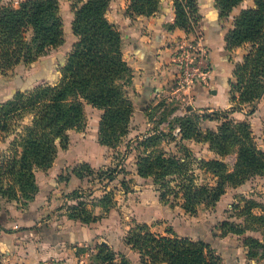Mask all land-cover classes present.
<instances>
[{
  "label": "trees",
  "instance_id": "obj_1",
  "mask_svg": "<svg viewBox=\"0 0 264 264\" xmlns=\"http://www.w3.org/2000/svg\"><path fill=\"white\" fill-rule=\"evenodd\" d=\"M112 0H77L74 5L73 33L79 37L57 76L50 82L19 91L8 105L0 106V130H8L10 124L24 113L33 115L32 123L24 127L16 148L0 160L1 198L27 204L40 192L36 182V170L50 167L59 148L65 149L70 142V130H83L86 126L85 104L104 111L100 121L99 141L107 151H113L121 137L129 131L136 103L118 83L131 68L124 58L123 37H132L127 23L116 26L109 21L106 11ZM175 8L176 26L189 31L193 21L201 20L199 0H172ZM244 0H218V15L226 21L232 9L242 3V10L234 26L226 35L228 47L244 44L249 49L243 62L234 70L236 81L232 83V109L256 101L264 94V0H255L247 7ZM130 10L137 15L150 16L162 11L163 0H130ZM64 41V20L60 14L59 0H20L18 6L0 4V69L8 71L19 63L30 64L52 47ZM147 99L142 98L139 107L144 108ZM218 117V113H216ZM213 135L211 147L221 156L236 138L241 141L238 162L242 167L264 170V150L248 146V130H238L231 122H223ZM194 163L208 173V181H199L200 174ZM88 170L93 169L85 163ZM109 170L107 179L113 181L116 171ZM222 159H205L191 150L185 156L146 152L137 161L141 177H152L163 192L182 198L185 209L197 212L200 206L215 205L226 191L227 182L234 173L227 172ZM92 171V170H91ZM84 178L86 174L76 172ZM125 191L127 181L122 182ZM93 192L91 204L84 200L87 192L75 189L71 196L77 199L69 205V217L83 223L98 221L93 207L99 205L108 213L116 206V193L105 185ZM91 193V192H90ZM92 194V193H91ZM224 232L242 234L245 228L225 221ZM127 245L140 253L144 264H224L223 259L203 240H193L173 234L152 232L148 224H138L129 231ZM258 242L247 237L246 244ZM106 244L99 246V264H132Z\"/></svg>",
  "mask_w": 264,
  "mask_h": 264
},
{
  "label": "rangeland",
  "instance_id": "obj_2",
  "mask_svg": "<svg viewBox=\"0 0 264 264\" xmlns=\"http://www.w3.org/2000/svg\"><path fill=\"white\" fill-rule=\"evenodd\" d=\"M76 1L59 0L60 14L65 25L66 46L74 45L79 40L77 35V39H75L72 29ZM18 3L12 0H3L2 5L18 6ZM130 3L125 0H112L106 11L109 21L118 26L121 19L125 21L127 18L137 19L142 16L130 10ZM197 23V21H193V25H197ZM189 42L191 43L190 40ZM186 48H189V43L180 44L175 53L176 58L173 59L177 69V77L173 81V83L176 82V85L179 84L182 70L177 53ZM122 49L125 59L127 57L125 54L127 55L130 50H133L132 47H127L124 43H122ZM48 51L50 60L53 62L48 73H34L32 77H25L26 85L23 88H32L41 79H48L50 82L55 76L54 72L56 73V70L62 67L67 58L64 52H60L59 49L54 52L51 49ZM45 62L48 61L43 60L42 64L44 65ZM48 68L46 66V69ZM130 68V73L124 74L122 79L118 80L126 94L137 104L131 118L129 131L121 137L113 151H107L99 141L100 121L104 111L85 104L86 126L80 131H70L68 147L71 148V161L67 162V152L65 151H60L57 158L55 168L59 171L62 170L60 179L68 180L72 175L77 174V171H83L86 174V179H84L86 182L80 189L87 192L84 200H88L89 205L94 191L95 194H98V189L110 185L116 193V209L118 210L117 218L114 217V220L111 219L110 222L115 221L114 225H117L115 232L117 233H119V225L123 230H127L124 241L129 231L136 228L138 224H148L150 230L155 233L173 234L207 242L223 259L224 264H264V170L252 169L248 166L242 167L239 164L238 151L241 141L236 138L230 143L227 153L223 156L211 147L213 137L211 132L217 131L223 122L228 121L238 130H248L249 136L246 138L248 146L264 150V94L253 103L243 104L240 107L235 106L234 109L231 105L229 108L212 111L205 109L199 111L201 108H197L198 112H194L195 109L191 107L193 103L188 98L187 90H185L186 92L182 90V95L166 92L157 95L150 102L146 101L145 106L147 105V107L142 110L139 104L143 97L142 94L137 93L135 86L139 79H144V75L137 67L130 66ZM255 111L257 112L255 113ZM216 113H218V117ZM213 119L218 120H215L214 123L216 127H210V121ZM187 149L200 158L222 159L227 164V170L221 174L227 172L235 174L227 182L224 195L215 205H202L195 213L185 209L182 198H175L171 195L164 199L161 198L160 194L163 190L160 185L155 183L152 177H141L137 172V161L146 152L165 151L167 154L184 157ZM83 152H90L97 158L103 156L104 163L98 166L83 161L79 162V156ZM85 163L93 168L92 171L87 169ZM193 167L200 174L199 181L209 180L210 175L198 168L196 163ZM108 168L116 171V178L113 181L107 179ZM124 180L129 186L126 191L122 185ZM55 187H52V191L56 189ZM73 191L66 193L65 190H60L55 193L62 203L56 212L58 216L63 217L64 215L69 218L68 206L75 204L77 200L71 196ZM95 212L101 217L108 214L104 209H95ZM225 221L235 226H241L245 228V231L242 234L224 232L222 224ZM97 229L101 233L106 232L103 225ZM247 237L257 238L258 242L246 244ZM99 242H89L78 246L76 249L79 257L77 264H99V246L106 244L111 247L107 243ZM116 254V257L120 259L121 254L117 252ZM133 264L144 263L141 261V257H135Z\"/></svg>",
  "mask_w": 264,
  "mask_h": 264
},
{
  "label": "crops",
  "instance_id": "obj_3",
  "mask_svg": "<svg viewBox=\"0 0 264 264\" xmlns=\"http://www.w3.org/2000/svg\"><path fill=\"white\" fill-rule=\"evenodd\" d=\"M2 3L3 0H0V4ZM217 3L218 0H199V14L202 17L200 22L193 25L189 31L176 26L172 0H163L162 11H157L153 15L120 20L127 23L132 31V37L129 34L123 37V43L133 48L127 55L125 54L126 60L131 67H137L144 75V79H139L135 86L138 94H142V97L144 96L150 102L161 93L182 95V90H187L194 112H198L197 108H201L199 111L203 109L212 111L229 108L232 105L231 88L232 83L236 81L234 70L237 64L243 62L249 45L244 44L230 49L226 40L227 33L233 28L234 21L243 8L242 3L232 9L226 21L219 18ZM243 3L247 7H253L255 0H244ZM74 37L77 39L75 34ZM189 40L191 42L195 40L207 49L210 67L205 75L192 85H183L180 81L176 85L173 81L177 77V69L173 59L176 58L175 53L179 45L190 43ZM73 46V44L66 46L64 35L63 43L50 49L52 52L59 49L68 56ZM48 53L49 51L30 64L19 63L5 73L0 69V106L10 104L17 92L27 89L23 88L26 85L25 77H32L34 73H48L53 64ZM43 60L48 61L45 62V66L42 64ZM46 66L49 68L46 69ZM59 69L56 73L54 72L55 76ZM47 82L48 79H41L36 85ZM146 107L147 105L142 110ZM32 119L31 113H24L13 120L8 130H0V160L3 155L12 153L16 148L20 152L21 147L16 144L15 138L22 133L24 127L31 125ZM215 120L218 121L217 119L210 121V127H216ZM70 149L69 147L59 148L50 167L36 170V182L40 192L34 201L24 204L1 198L0 264H40L48 259L62 260L64 264H77L79 260L76 253L77 247L96 241L109 244L115 252L125 255L132 264L135 257L140 258V253L124 241L127 230H123L119 225V233H117L115 221L110 222L111 219L114 220V217L117 218L116 206L108 212L107 216L89 224L56 214L62 203L55 193L60 190L69 193L83 187L86 182L84 180L86 177L81 178L76 174L65 181L60 179L62 170L55 168V164L60 151L67 152L66 160L70 162L72 154ZM78 160L98 166L104 163L103 156L97 158L90 152H83ZM54 186L56 189L52 191ZM95 209L102 210V207L94 206V213H97ZM102 225L106 229L105 233L97 229ZM120 233H122L121 237Z\"/></svg>",
  "mask_w": 264,
  "mask_h": 264
},
{
  "label": "built area",
  "instance_id": "obj_4",
  "mask_svg": "<svg viewBox=\"0 0 264 264\" xmlns=\"http://www.w3.org/2000/svg\"><path fill=\"white\" fill-rule=\"evenodd\" d=\"M177 59L181 63L180 82L183 85H192L196 80L202 78L209 69L207 49L193 40L189 48L177 53ZM40 264H64L62 260L48 259Z\"/></svg>",
  "mask_w": 264,
  "mask_h": 264
}]
</instances>
